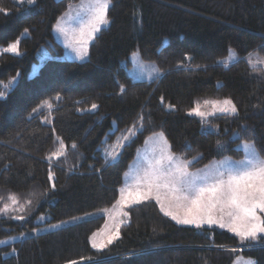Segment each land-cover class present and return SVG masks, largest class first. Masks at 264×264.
Instances as JSON below:
<instances>
[{
	"label": "trees",
	"instance_id": "obj_1",
	"mask_svg": "<svg viewBox=\"0 0 264 264\" xmlns=\"http://www.w3.org/2000/svg\"><path fill=\"white\" fill-rule=\"evenodd\" d=\"M80 1L0 0L8 13L0 12V82L14 81L0 87V208L8 205L0 240L90 216L0 245V264H232L239 256L264 264V235L242 243L224 231L182 227L153 201L126 207L119 238L92 247L148 137L163 133L170 153L198 158L191 170L240 161L245 144L264 159V73L245 61L249 53L264 58V0H111L87 60H63L53 26ZM16 41L19 56L2 51ZM42 48L47 58L33 73ZM135 53L160 77L127 76ZM225 99L236 113L188 114Z\"/></svg>",
	"mask_w": 264,
	"mask_h": 264
},
{
	"label": "snow or ice",
	"instance_id": "obj_2",
	"mask_svg": "<svg viewBox=\"0 0 264 264\" xmlns=\"http://www.w3.org/2000/svg\"><path fill=\"white\" fill-rule=\"evenodd\" d=\"M17 2L20 5H23L24 2L31 5L34 0H17ZM110 4L111 0H93L89 6L91 15L88 19H84L79 13L74 18L81 25L79 36L75 38V44L79 45V47L73 48L77 58L82 59L86 55L85 46L87 39H91L94 33L100 31V25L108 23L106 13ZM0 12H3L5 15L8 14L3 8H0ZM85 29H87V32H85ZM56 30L67 34V29L59 21L57 22ZM18 44L19 41L9 44L8 47L3 49V52L19 55ZM252 56L253 53H249L248 63L253 71H257L256 65L264 64V58L258 57L254 62L251 59ZM229 58H235V53L231 49H229ZM222 63H227V61H222ZM13 83L14 81H9L7 84L0 82V87L10 90ZM123 91L124 89L121 88V92ZM4 95L5 93L0 91V98H3ZM45 104L49 108L52 107L47 101H45ZM204 104H211L215 111L224 114H234L237 112L236 105L230 99L223 101L205 100ZM91 108L96 109L97 105L93 103ZM188 114H195L201 118H205L208 115L200 110L199 103ZM140 121L142 127V116L140 117ZM134 127L135 125H133ZM159 136L163 139V133H160ZM243 147L247 149L244 160L239 162L225 160L220 162L219 165L214 164L205 170H198L197 172H189L188 168L193 164V160H197L198 158L181 160L172 153L165 155L164 151L161 150L159 158L149 163V171L146 173L147 188L144 191L137 190L133 192L129 190L126 195V190L121 189V200L119 203L123 205L138 204L142 200H147L152 195L153 189H155L157 191L156 201L160 203V210L166 216H171L177 223L185 225L193 224L197 228H200L205 223L209 226L218 224L220 228L227 226L229 231L242 239L255 238L258 233L264 234V217L258 215V212L264 213V159L256 152L254 146L245 144ZM61 148H63L62 141ZM73 148H75V145H73ZM53 155H63V152L54 153ZM111 158L115 159L116 156L112 155ZM51 178L50 174L49 179ZM160 189L166 190V198L169 199L170 203L175 202L177 206L184 208L183 217L173 214L172 211L165 208L160 199ZM8 200L15 205L17 203V196L9 194ZM217 208L230 217L227 225L222 220L213 218L212 213ZM7 211L8 205L5 204L3 208H0V216ZM124 215L127 216V213H124ZM12 218L23 219V217ZM53 227H60V225H53ZM118 238V228L114 233L109 234L108 238L100 244L95 242L94 234L92 247L103 250L112 244L114 239ZM11 239L14 240L15 237H11ZM7 243V240H0V244ZM233 251L235 250L233 249ZM67 264H78V261L71 260ZM247 264H254V262L248 261Z\"/></svg>",
	"mask_w": 264,
	"mask_h": 264
},
{
	"label": "rangeland",
	"instance_id": "obj_3",
	"mask_svg": "<svg viewBox=\"0 0 264 264\" xmlns=\"http://www.w3.org/2000/svg\"><path fill=\"white\" fill-rule=\"evenodd\" d=\"M92 2H93V0H81L78 4L70 5L68 7L67 11L58 19V21L61 23V25L65 29H67V34L58 32L56 30V26H57L58 21L53 26V33H52L53 39H54L55 43L59 44L63 48V55H62L61 59L68 60V61H76V62H84L87 60L88 47L93 42L94 37L96 36V34L98 32L94 33L93 37L91 39H87V44L85 46L86 55L82 59L77 58L76 53L73 51V48L79 47V45L75 44V38L79 36V28L81 27V25H79L74 18L79 13V15L84 17V19H88L91 15V13L89 12V6H90V4H92ZM99 27H100V29H102V28L106 27V25H100ZM85 32H87V29H85ZM85 38H87V37H85ZM2 51H3V49H2ZM45 52H46V50L44 48L39 50V52H38V63L34 64L33 69H32L33 73L36 72L37 67L47 58V56L45 55ZM11 54H14V53H11ZM14 55H16V54H14ZM16 56H19V55H16ZM258 57L262 58V57L258 56L257 54H253L251 59L255 62ZM248 59H249V56L246 57L245 61L249 65ZM256 68H261L263 73H264V64H257ZM126 74L133 81H151L153 79L160 77V73L157 70V68L151 63L143 62L138 57V54H136V53L129 57L128 67L126 69ZM200 110L202 112L207 113L208 115L205 118H201L199 116H196L195 114L189 115V116L196 117L200 120H206L209 117H212V116H215L218 114H224V113H220L218 111H215L212 108L211 104H209L208 107H206L204 109H200ZM229 114H231V113H229ZM118 150L119 149L117 148V150L113 152V154L115 156L118 155V153H119ZM161 150L164 151L165 155L170 153L167 143L165 144L164 138L161 139L159 134L150 136L144 141L143 145L137 150L136 155H135L133 161L131 162L129 169H128V172L125 176L124 185L122 188V189L126 190L125 195L127 194V191H129V190L135 192L137 190L144 191L147 188L146 173L149 171V163L153 162L156 158H159V156L161 155ZM242 151L244 152V157L242 160H244L246 157L247 149L242 147ZM179 159H181V158H179ZM225 160H229V159H225ZM225 160H222V161H225ZM242 160H240V161H242ZM222 161L212 162V163H210V164H208L202 168H199L197 170H191L188 168V171L189 172H197L198 170H205L206 168L211 167L214 164L219 165L220 162H222ZM230 161H232V160H230ZM232 162H239V161H232ZM156 195H157V191L155 189H153L152 195L147 200H142L138 204L145 203L148 201H153L154 203H156L159 211L166 218L171 220L176 225H179L182 227L194 228V229H210V230L224 231L242 243L249 242L251 240L254 241L259 236L264 235V234L258 233L255 238L250 237L248 239H242L241 237L237 236L235 233L229 231L227 226L224 228H220L218 224H213V225L209 226L208 224L205 223L200 228H197L193 224L185 225V224L177 223L176 220H173L171 216H166L160 210V203H157ZM159 195H160L161 202L164 204V206L167 210L172 211L173 214H176L180 217L184 216V208L177 206L175 204V202L170 203L169 199L166 198V190L165 189H160ZM120 200H121V192H120V197L117 201V204L113 207V210H110L109 212L108 211L103 212L106 219H107L106 227L104 228V230L102 232H100L99 234H97L95 236V242L97 244L103 243L108 238L109 234L114 233L115 230L117 228H119V226L122 224V221H123L122 217L124 214V209L126 207L138 205V204L123 205V204L119 203ZM212 215H213L214 219L222 220V222H224L226 225L230 221V217H228L225 214V212H221L219 208L214 210ZM258 215L264 217V213L258 212ZM88 217H90V216L83 217V218H77V219H73V220L62 221V222L55 223V224H52L49 226H44V227L38 228L37 230H35L29 234L27 233L23 236L22 235L11 236V237H15L14 240L11 239V237H8V238L3 239V240H7L8 243H12V242L21 240L22 238H24L26 236H35V235H39V234L46 233V232H51V231L69 226V225H71L77 221H80V220L88 218ZM53 225H60V227H53ZM115 240L116 239H114L113 241H115ZM0 245H2V244H0ZM95 250L100 251V249H95ZM248 261H251V260L250 259H244L242 256H239V257L234 258L232 264H247Z\"/></svg>",
	"mask_w": 264,
	"mask_h": 264
}]
</instances>
